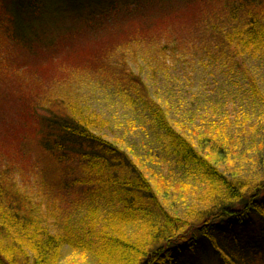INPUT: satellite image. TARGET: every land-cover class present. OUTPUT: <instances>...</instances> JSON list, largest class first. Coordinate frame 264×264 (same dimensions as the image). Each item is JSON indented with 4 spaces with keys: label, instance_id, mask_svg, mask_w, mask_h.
Here are the masks:
<instances>
[{
    "label": "trees",
    "instance_id": "obj_1",
    "mask_svg": "<svg viewBox=\"0 0 264 264\" xmlns=\"http://www.w3.org/2000/svg\"><path fill=\"white\" fill-rule=\"evenodd\" d=\"M11 1L4 30L27 53L36 43H47L48 36L69 30L60 13L71 8L86 20L103 24L144 15V4L153 1L159 8L169 7L163 18L159 10L161 29L169 26L168 17L195 8L191 25L201 23L205 38L201 46L192 45L202 62L219 66L230 81L241 75L248 85L242 92L247 100L263 95L244 62L264 52V0H200L198 5L197 0ZM173 8L175 12L168 13ZM20 28L33 37L20 38L16 33ZM147 35L150 32L143 36ZM160 38L147 44L162 49L164 56L177 55L185 47L177 39L168 44ZM139 42L135 38L134 43L142 45ZM139 54L133 52L131 58ZM0 60L1 70L10 68L2 53ZM114 82L142 104L140 111L145 115L136 119L149 116L151 125L168 140L165 144L161 140L159 146L151 144L149 156L157 158L152 164L173 155L170 166L177 174L148 172V165L145 168L137 156H129L118 139L98 130L109 122L78 101L70 102L73 106H67L66 112L47 110L39 117L41 157L33 162L45 199L29 198L22 191L14 166L0 152V264H61L65 248L91 256L94 264H204L214 260L212 254L217 258L213 264H264V169L259 170L258 164L241 175L226 168L235 151L232 146L241 140L242 121L255 113L253 105L245 100L239 104L243 115L229 126L235 127L234 140L224 141L229 129L214 126L206 145L204 136L194 138L177 129L166 108L148 95L147 86L133 71L123 70ZM198 115L210 120L209 114ZM256 124L250 144L257 147L264 144V119ZM223 147L228 148L225 162L220 157ZM260 156L259 162L264 163V154ZM45 160L50 164L44 166ZM176 191L185 195V205L174 206ZM52 199L60 200L55 207L60 214L69 211L53 232L46 225ZM70 202L84 208L82 219L71 216ZM22 253L25 261L19 257Z\"/></svg>",
    "mask_w": 264,
    "mask_h": 264
},
{
    "label": "rangeland",
    "instance_id": "obj_2",
    "mask_svg": "<svg viewBox=\"0 0 264 264\" xmlns=\"http://www.w3.org/2000/svg\"><path fill=\"white\" fill-rule=\"evenodd\" d=\"M5 2L11 5L9 0H0V53L5 60H9L10 68L1 70L0 67V152L14 166V176L29 198L41 196L45 199V188L41 185L37 168L35 170L33 166L35 158L41 157L42 153V126L39 117L41 114H48L47 110L66 112L67 106H73L70 102L75 101L83 104L89 111L101 114L109 123L99 125L98 130L104 132L109 139H118L129 156L138 157L145 168L148 165V172L161 174L165 170L177 174L178 170L170 166L173 155L161 157V163L158 161L152 164L157 158L149 156L151 144L159 146L161 140L162 144L168 140L163 136L162 130L151 125L149 116L136 119L139 114L145 115L140 111L144 109L142 104L114 82L122 75L123 70L126 74L133 71L140 82L147 86L148 95L166 108L178 130L189 133L194 138L205 137L206 145V142L210 143L208 135L212 131L209 129L214 126H224L220 129L225 131L229 129L226 131L228 138L226 136L224 141L234 140L231 134L235 127L229 126H235L238 118L243 115L239 104H243L245 100V103L253 105L255 113L251 112L242 121L245 125L241 140L232 146L235 151L226 168L241 175L257 169L258 164L259 170L264 169V163L258 160L264 154V144L257 147L250 144L254 127L258 125L256 123L264 119V52L249 57L244 62L259 81L263 92L261 97L253 100L249 96L250 99L247 100L242 93L248 87L247 81H243L241 75L230 81L219 66L210 61L202 62L200 52L192 45H200V42L203 43L202 38H205L201 23L199 27L196 26L198 22L191 25L195 8L188 7L178 11L173 18L168 17L167 20L171 19L169 26L162 29L157 24V19L160 12L161 18L168 16L165 14L169 7L159 8L158 3L153 1L144 4V15L138 13L129 18L105 21L103 24L90 22L71 8L60 13L62 23L69 26V30L48 36L47 43H36L34 50L27 53L26 49L7 37L4 29L8 21L3 18L6 14ZM198 4H201L200 0H197ZM173 12L174 8L168 13ZM86 13L85 10L84 14ZM149 32L150 35L143 36ZM16 33L20 38L33 37L21 28ZM156 37H161L160 41L168 44L177 39L181 43L185 42V47L181 46L177 55L170 53L164 56L162 49H152L147 44ZM135 38L142 45L135 44ZM133 52L140 53V56L131 58ZM16 68L19 71H15ZM246 95L248 96L247 93ZM201 113L209 114L210 120L198 115ZM205 124L207 127H204ZM223 148L220 157H224L225 162L228 161V148ZM233 159L236 161L233 162ZM49 164V160L44 161V166ZM186 191L188 190L185 189L184 192ZM174 194V206L185 205V195L179 191ZM59 201L51 200L53 207L47 214L52 213L46 220L51 232L69 212L67 210L63 215L59 213L55 208ZM69 208L74 219L77 216L80 219L84 217L82 206L80 208L70 202ZM43 210L45 212V206ZM61 231H64L63 227ZM62 253L61 264L95 262L91 256L70 248H65ZM211 256L214 260L205 261L204 264H213L216 257L213 254ZM19 257L23 261L26 259L23 253ZM20 264L23 263L20 261Z\"/></svg>",
    "mask_w": 264,
    "mask_h": 264
},
{
    "label": "bare ground",
    "instance_id": "obj_3",
    "mask_svg": "<svg viewBox=\"0 0 264 264\" xmlns=\"http://www.w3.org/2000/svg\"><path fill=\"white\" fill-rule=\"evenodd\" d=\"M251 247H252V244H251V246H250V249H251Z\"/></svg>",
    "mask_w": 264,
    "mask_h": 264
}]
</instances>
